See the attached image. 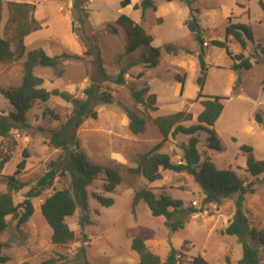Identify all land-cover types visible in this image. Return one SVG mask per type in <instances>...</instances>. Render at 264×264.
Instances as JSON below:
<instances>
[{
	"label": "rangeland",
	"instance_id": "rangeland-1",
	"mask_svg": "<svg viewBox=\"0 0 264 264\" xmlns=\"http://www.w3.org/2000/svg\"><path fill=\"white\" fill-rule=\"evenodd\" d=\"M121 1L1 0L0 7V35L11 42L13 50L16 41L12 28L7 26L8 4L26 3L36 6L34 18L41 27L25 39L27 50L43 49L51 57L66 54L77 58L63 63L61 69L64 74L61 77L51 68L38 67L35 73L44 80L45 89H58L75 98L85 99L84 90L96 84L101 91L112 95V104L92 102L91 106L98 116L96 119H87L77 133L80 149L91 162L117 168L122 176L121 185L112 194L103 191V174L88 188L92 224L83 228V233L90 240L85 244L87 260L90 264H139V256L131 250V243L134 238L142 235L148 248L162 262H165L172 249H176L179 264H194L193 259L196 257L203 258L209 264H238L242 257V247L235 237L224 235L236 211L237 195L223 200L220 205H204L201 188L186 173L164 171L163 180L149 183L141 175L131 174L130 169L137 167L138 155L149 152L163 141L155 123L157 118L185 111L192 115V121L183 125L190 127L197 124L198 115L203 110L197 100L200 91L198 78L201 74L198 55L202 47L186 25L192 8L199 12L197 18L201 38L207 44L204 46L208 72L203 94L227 99L226 107L215 125L222 150H209L206 145L207 135L200 132L198 136L202 143L203 157L210 159L217 169L231 168L245 182L253 181L247 172V155L242 147H250L256 161L264 160V128L256 121V115L264 120V56H255V52L259 51L257 45L264 47V11L259 4L260 0H195L192 6L181 0H153L158 9L156 12L149 10L144 18L141 10L133 9L142 0H131L132 6L124 9L120 6ZM261 1L264 4V0ZM122 15L129 16L141 25L153 37L152 46L161 49L156 68L148 69L139 65L130 69L123 86L115 84L114 80L124 67L137 63L142 55L148 54V50L141 48L127 55L123 30L117 27L116 35L109 32V27H116L115 22ZM229 19L233 24L251 27L254 34L255 42L248 43L246 51L232 38L228 42L233 55L242 53L251 59L253 68L250 71L234 73L231 66L235 61L226 50L211 45L212 41H226ZM165 47H172L179 54H168ZM187 51L192 54H187ZM24 61V58H16L0 64L1 88L21 84ZM103 70L112 80H105ZM140 74L143 77L140 78ZM181 79L185 82L183 90ZM146 87L150 90L149 94L157 97V112H145L131 97L133 89L142 91ZM127 110L136 112L146 120L144 134L134 136L130 132ZM11 112L13 107L10 102L0 95V116H7ZM72 112V104L53 97L47 103H36L27 114V125L12 131L11 136L17 146L0 176V191L6 192L3 177L15 173L23 152L29 155L26 168L19 176L26 187L14 195L16 204L25 199L38 180L48 172L49 164L59 157L61 152L50 146V133L59 129ZM188 139L183 135L170 138L160 151L170 155L172 162L179 163L183 152L178 147ZM9 141L0 140V147L6 150ZM69 183L68 177L56 178L52 188L32 200L35 206L32 219L20 229H16V223L12 222L10 231L1 237L2 242L13 241L12 247L3 251L10 258L6 264H40L58 255L65 256L67 264H82L71 261L81 242L68 246L53 245L52 230L40 210L48 197L66 188ZM144 188L153 190L156 196L165 194L182 201L184 208H193L198 213L187 217L186 228L176 233L168 230L163 217H152L143 202L133 215V198ZM254 189V194L246 196L244 209L250 224L264 231V183L256 185ZM94 194L112 198L114 205L102 207ZM80 215L81 210H78L67 220L78 239L82 232L79 226ZM261 256V264H264L263 252Z\"/></svg>",
	"mask_w": 264,
	"mask_h": 264
},
{
	"label": "trees",
	"instance_id": "trees-1",
	"mask_svg": "<svg viewBox=\"0 0 264 264\" xmlns=\"http://www.w3.org/2000/svg\"><path fill=\"white\" fill-rule=\"evenodd\" d=\"M172 1L168 0V2ZM181 1L187 2L192 6L195 0ZM259 4L264 11V4L261 0ZM120 6L124 9L132 6V2L131 0H123ZM76 7L78 8L77 4ZM133 9L136 11L141 10L142 18H144L149 10L156 12L158 8L153 0H142L140 4L133 6ZM8 10L9 18L7 26L13 30L16 48L13 50L11 42L0 35V64L16 58H24L25 61L24 76L21 84L17 87H0V95L8 100L13 107V112L9 115L0 116V140H10L6 150L0 147V176L6 164L11 161L12 153L17 146V142L12 138L11 133L13 130L27 125V114L36 103H47L53 97H57L72 104L73 112L59 129L50 133V146L61 152L59 157L49 164L48 172L38 180L35 187L27 193L21 203H15L14 195L26 187L25 183L19 178L25 170L27 159L29 158L26 151L23 152V158L17 165L15 173L11 176L3 177L6 184V192L0 191V264H6L10 261V258L5 256L3 251L5 248H11L13 245L12 240L5 243L1 241V237L10 231L12 222L16 223V229H20L32 219L35 214V206L32 200L40 197L45 191L52 188L58 177H68L70 183L66 188L55 191L45 200L40 206L41 214L52 230L51 240L53 245L68 246L80 241L81 246L77 249L71 261L90 264L86 257L87 248L85 246L90 240L83 233V228L92 224L88 202V188L103 174L105 176L103 191L112 194L121 185L122 176L117 168L104 167L91 162L80 149V141L77 133L87 119H96L98 116V113L91 106L92 102L98 101L104 105L112 104V95L108 92L101 91L96 84H92L84 90L85 99L75 98L70 93L62 92L58 89L52 91L45 89L44 80L35 73L38 67L51 68L61 77L64 74V70L61 69L63 63L66 60H77V58L66 54L51 57L43 49L28 51L25 39L32 33L38 32L41 28L34 18L36 6L11 2L8 4ZM198 14V10L191 8V17L186 22V25L196 35V39L202 47L201 53L198 55L201 74L198 78L200 91L197 100L200 101L203 110L198 115L197 124L190 127L183 125L185 122L192 121V115L185 111L157 118L155 123L163 137V141L158 143L149 152L138 155L136 158L137 167L131 168L130 173L133 175H141L149 183L163 180L164 171L177 174L186 173L201 188L204 195V205H220L223 200L237 195L235 202L236 211L233 218L229 221L227 228L224 230V235L235 237L238 244L242 247V257L238 264H261V253H264V231L258 230L250 224L249 217L244 209V204L246 196L254 194V187L264 183V160L256 161L253 150L248 146L242 147V151L247 155V172L253 178V181L247 183L231 168L225 170L217 169L210 159H204L201 150L202 143L198 136L200 132L206 133V145L209 150L216 152L222 150L221 140L216 132L215 125L226 107L227 99L219 96L208 97L203 94L208 65L206 62V47L201 38L197 18ZM82 24H84L83 19ZM115 26L109 27V32L116 35L118 34L117 27L123 30L126 38L125 53L127 55H131L141 48L148 50V54L142 55L137 63H132L124 67L114 80L115 84L123 86L125 85L126 75L130 69L139 65H144L148 69L156 68L159 65L161 49L152 46L154 42L153 37L129 16H120L115 22ZM230 38L243 51H246L248 43L253 44L255 42L251 27L244 24H233L229 19V24L226 27V41H212L211 45L226 50L228 56L235 61L231 66V70L234 73H239L242 70H252L253 63L249 57H245L242 53L233 55L230 52L228 45ZM256 48L259 51L255 52V56H264V47L257 45ZM165 51L175 56L179 54V51L172 47H165ZM186 53L192 54L189 51ZM103 73L106 81L112 80L104 70ZM139 77H143V74H140ZM180 83L182 84L183 90L185 84L184 79H181ZM262 91L264 92V81ZM149 92L148 87L142 91L133 89L131 97L136 104L144 108L145 112H157L159 110L157 107V97L149 94ZM126 112L129 119L130 132L134 136L144 134L146 131V120L136 112L130 110ZM256 121L264 128V120L260 115H256ZM179 135L186 136L189 139L186 143H182L178 147L183 152L181 162L173 163L171 157L168 154L162 153L160 150L170 138L175 139ZM93 196L102 207L109 208L114 205L112 198H106L101 194H94ZM141 202L146 204L152 217H163L165 219V226L173 233L184 230L187 224V217L189 218L191 215L198 213L193 208H184L182 201L174 200L165 194L156 196L153 190L144 188L138 191L133 198L131 204V212L133 215L136 214L137 207ZM78 210H81L79 226L82 228L81 238L79 239L75 231L67 223V220L73 217ZM131 250L139 256V264H179V253L176 249H172L165 262H162L160 257L148 248L142 235L132 240ZM67 263L68 261H66L65 256L58 255L56 258L43 260L40 264ZM193 263L209 264L201 257L194 258ZM22 264L29 263L24 262Z\"/></svg>",
	"mask_w": 264,
	"mask_h": 264
},
{
	"label": "crops",
	"instance_id": "crops-1",
	"mask_svg": "<svg viewBox=\"0 0 264 264\" xmlns=\"http://www.w3.org/2000/svg\"><path fill=\"white\" fill-rule=\"evenodd\" d=\"M241 1H243V0H241ZM138 4V3H137ZM136 5V4H135ZM163 153V152H162ZM166 154V153H165ZM170 156V155H169ZM182 158L180 157V160H181ZM174 163V162H173Z\"/></svg>",
	"mask_w": 264,
	"mask_h": 264
},
{
	"label": "built area",
	"instance_id": "built-area-1",
	"mask_svg": "<svg viewBox=\"0 0 264 264\" xmlns=\"http://www.w3.org/2000/svg\"><path fill=\"white\" fill-rule=\"evenodd\" d=\"M205 46H207V44H205ZM180 162H181V161H180ZM180 162H179V163H180Z\"/></svg>",
	"mask_w": 264,
	"mask_h": 264
}]
</instances>
